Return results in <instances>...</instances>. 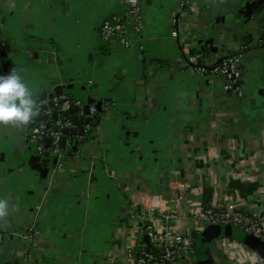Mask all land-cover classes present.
<instances>
[{"label":"crops","instance_id":"crops-1","mask_svg":"<svg viewBox=\"0 0 264 264\" xmlns=\"http://www.w3.org/2000/svg\"><path fill=\"white\" fill-rule=\"evenodd\" d=\"M140 1L143 26L126 45L100 36L126 0H0V75L16 69L36 102L82 100L64 105L71 129L90 119L84 135L62 136L60 154L37 151L34 121L0 125V200L9 206L0 264H127L150 206L157 228L172 212L174 232L196 235L206 206L264 203V0H189L178 25L179 0ZM228 54L238 57L242 96L188 59L211 67ZM87 103L97 108L91 118ZM243 238L233 230L207 245L204 261L264 264Z\"/></svg>","mask_w":264,"mask_h":264},{"label":"built area","instance_id":"built-area-1","mask_svg":"<svg viewBox=\"0 0 264 264\" xmlns=\"http://www.w3.org/2000/svg\"><path fill=\"white\" fill-rule=\"evenodd\" d=\"M189 4V0H179L178 6L172 11V22L178 25L185 14V9ZM143 26V7L140 0H126V7L122 14H115L111 18L106 19L100 30V36L104 41H113L122 39L126 45H129L128 35L139 33ZM172 35H178L177 29L172 31ZM264 44V40L262 41ZM202 57L189 56L190 64L194 65L203 73L211 75L223 76L228 82L227 88L235 95L242 96L243 89L241 87L242 69L239 65L238 57L235 54H228L221 58L220 61L208 67L203 62ZM41 100L37 102L40 105L39 115L34 118V126L31 129L30 139L35 145L37 151L41 154L61 152L60 141L65 134L64 130H70L73 127L72 116L64 108L65 104H71L77 108H84V102L80 99H72L65 93L54 95L50 100ZM42 107L46 109L42 111ZM97 108L90 105V113L87 114L91 118L95 114ZM58 113L59 118L55 119L57 130L51 135L47 133L48 120L41 118V115H54ZM90 123L86 124L89 125ZM47 139H50V145L47 146ZM172 178L170 179V181ZM186 190L185 185H179L172 188L171 197L174 203L181 201L182 193ZM155 207L150 206L145 212H142L141 228L142 234L145 235L146 241L140 238L138 243L130 251L134 255V261L127 264H182L185 258L190 259V264H200L197 256L196 241L197 235L202 233L206 227L210 225H230L242 229L246 234H250L262 242H264V203L259 207L251 210H243L236 207L234 203H228L218 206H206L198 214L200 227L196 228L194 233H178L174 232L169 222L175 213L167 212L161 216V227L153 223L152 219L157 217L154 214ZM144 224L143 222L148 219ZM30 241L33 239L32 234L27 235ZM185 262V261H184Z\"/></svg>","mask_w":264,"mask_h":264},{"label":"clouds","instance_id":"clouds-1","mask_svg":"<svg viewBox=\"0 0 264 264\" xmlns=\"http://www.w3.org/2000/svg\"><path fill=\"white\" fill-rule=\"evenodd\" d=\"M40 105L16 69L0 75V125L26 128L39 115ZM8 203L0 200V218L8 214Z\"/></svg>","mask_w":264,"mask_h":264},{"label":"water","instance_id":"water-1","mask_svg":"<svg viewBox=\"0 0 264 264\" xmlns=\"http://www.w3.org/2000/svg\"><path fill=\"white\" fill-rule=\"evenodd\" d=\"M70 87H78L79 85H74L71 84L69 85ZM53 98V96L51 97ZM89 102H92L89 101ZM49 105H52V102L50 101ZM77 110V108H76ZM85 111L86 114L90 113V104L87 103V105L85 106ZM55 118H59L58 113L54 114ZM74 121H77V117L76 115L74 116ZM97 122V120L95 121V123ZM33 123V121H32ZM90 123V119H86L85 124ZM85 124L81 127H79L78 129H65L64 132L66 134L69 133H77L79 132L81 135H84L86 133V128H85ZM57 129V128H56ZM62 144L65 143V137L62 138L61 140ZM233 226L230 225H210L208 227L205 228V230L201 233V235L199 236L198 242H197V256H198V260L200 261L201 264H208L206 261H204L203 255H202V251L203 248L207 245L212 244V242L216 239H218L220 236H224V235H232L233 234ZM243 242L249 246L251 249H253L256 253L260 254V255H264V242H262L261 240H259L258 238L250 235V234H246L243 238ZM214 243V242H213Z\"/></svg>","mask_w":264,"mask_h":264},{"label":"trees","instance_id":"trees-1","mask_svg":"<svg viewBox=\"0 0 264 264\" xmlns=\"http://www.w3.org/2000/svg\"><path fill=\"white\" fill-rule=\"evenodd\" d=\"M46 108L45 107H42V111L43 110H45ZM68 114L70 115V116H72V114H73V108L68 112ZM41 118H44V119H46V120H48V128H47V133L48 134H53L54 132H55V128H56V126H55V117L52 115H49V116H47V115H41ZM234 228V230L235 229H238L237 227H233ZM239 230V229H238ZM245 234H246V232H244ZM199 236L200 235H198V237H197V241H196V248H198V246H197V242H198V239H199Z\"/></svg>","mask_w":264,"mask_h":264},{"label":"rangeland","instance_id":"rangeland-1","mask_svg":"<svg viewBox=\"0 0 264 264\" xmlns=\"http://www.w3.org/2000/svg\"><path fill=\"white\" fill-rule=\"evenodd\" d=\"M246 234L243 232V231H240V230H238V229H235L234 230V236H238V237H241V238H243L244 236H245ZM226 237V236H225ZM223 238V236H220L218 239H216V240H214L213 242H215V241H219V240H221ZM212 242V243H213ZM206 247V246H205Z\"/></svg>","mask_w":264,"mask_h":264}]
</instances>
